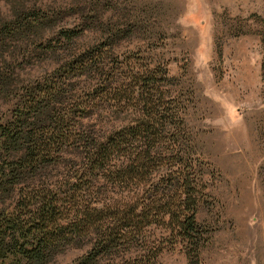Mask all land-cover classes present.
<instances>
[{
  "label": "trees",
  "instance_id": "obj_1",
  "mask_svg": "<svg viewBox=\"0 0 264 264\" xmlns=\"http://www.w3.org/2000/svg\"><path fill=\"white\" fill-rule=\"evenodd\" d=\"M5 1L0 45L9 39L15 50L0 55V264H56L86 245L72 264H163L167 249L201 264L211 241L199 220L204 167L188 146L179 95L160 94L166 66L118 54L123 30L75 47L85 23L98 24L95 10L65 27L81 11L73 2ZM36 47L57 69L16 78V49ZM103 113L128 118L104 129L94 118ZM152 226L161 237L152 240Z\"/></svg>",
  "mask_w": 264,
  "mask_h": 264
},
{
  "label": "rangeland",
  "instance_id": "obj_2",
  "mask_svg": "<svg viewBox=\"0 0 264 264\" xmlns=\"http://www.w3.org/2000/svg\"><path fill=\"white\" fill-rule=\"evenodd\" d=\"M68 3L81 11L68 17L65 27L94 10L99 18L97 25L85 23L89 29L75 47L87 48L123 30L127 35L117 43L118 54L166 66L169 77L160 94L179 95L188 146L204 167L208 203L199 220L211 230V241L201 264H264V0H45L44 7ZM10 9L0 0V14L10 16ZM14 46L7 39L0 55L8 56ZM41 49L27 56L16 49V78L57 69L51 52ZM94 118L109 129L128 117ZM149 233L153 240L162 231L152 226ZM88 248L70 246L55 263L72 264ZM162 263L194 264L170 249Z\"/></svg>",
  "mask_w": 264,
  "mask_h": 264
}]
</instances>
